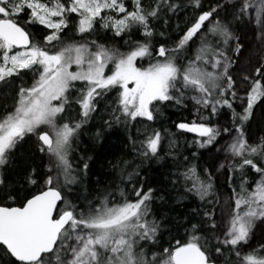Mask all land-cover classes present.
Segmentation results:
<instances>
[{
  "label": "snow or ice",
  "instance_id": "6c2138e0",
  "mask_svg": "<svg viewBox=\"0 0 264 264\" xmlns=\"http://www.w3.org/2000/svg\"><path fill=\"white\" fill-rule=\"evenodd\" d=\"M189 8L195 11L183 29L177 25L178 38L160 31L165 41L155 39L161 20L167 28L168 14ZM253 22L257 66L234 72L244 50L234 25ZM125 36L124 51L101 42ZM189 102L191 120L174 122L177 133L152 127L164 109L187 110ZM258 102L264 0H0V167L32 137L48 157L42 174L24 169L19 190L0 179V264H264V244L244 251L256 222H264V136L249 142L246 134ZM96 118L94 140L114 125L141 126L136 137L129 133L130 158L109 161L111 182L75 195L92 157L77 162L74 153ZM211 148L214 159L223 154L215 172L199 164L200 150ZM165 160L172 161L165 179L179 192L176 202L195 204L173 218L183 235L167 246L161 236L173 229L154 211L167 201L142 175ZM217 174L231 190L223 201Z\"/></svg>",
  "mask_w": 264,
  "mask_h": 264
},
{
  "label": "trees",
  "instance_id": "16d2710c",
  "mask_svg": "<svg viewBox=\"0 0 264 264\" xmlns=\"http://www.w3.org/2000/svg\"><path fill=\"white\" fill-rule=\"evenodd\" d=\"M145 6L148 5L149 0H143ZM205 6H207L208 0H203ZM182 3H188V0H182ZM194 9L189 8L187 11H181L175 15L168 14L169 24L167 28L163 24L161 20L156 25L157 36L155 39L157 41H165V37L159 36L160 31H166L172 39L178 38L176 27L180 26L181 29L184 28L186 17L191 18L194 13ZM190 22V20H189ZM240 23L234 25V30L237 33L240 28ZM37 36L42 40L41 29L39 27L31 29ZM68 35H72L71 32ZM103 35V32H101ZM111 35V33H109ZM133 39H141L139 32H134ZM127 39L125 36L123 39L116 38L115 40H101L102 43L114 44L120 48L121 51L125 50L124 40ZM167 43H171V41H166ZM195 47V45H193ZM28 83H31L30 75L26 78ZM114 92L110 93L105 100H102L99 104L100 112L103 113L106 105L114 102L115 95ZM237 110L239 111V107L237 106ZM108 111H111V108H108ZM99 117V113L96 114ZM107 119V116H104ZM187 118L191 120V107L188 106V109H176L172 107H168L164 109V114L162 117H159L158 120L152 124L153 128H158L163 130L164 128H168L170 132L177 133V129L174 126V122H179L181 119ZM150 123V122H149ZM101 126V121L96 118L93 119L89 125H86L84 128V132L80 136L79 147L77 151L74 153L75 161L78 162L80 156H84L85 158L91 156L92 161L90 162V170L87 177L82 179V183L75 186L76 191L75 195H88L89 193L95 194V191L107 186L108 183L111 182L112 176L109 175L111 172V168L109 165V161H113L116 158L124 157L125 159L130 158L127 153L130 152V145L128 141L129 133L133 137H136V128L140 127V124H136L130 129L125 128L123 125H114L112 129H105L104 135L99 140H94L93 136L96 133L97 129ZM264 129V102H258L257 106L254 107L253 116L248 125H246V134L249 139V142L253 140H258L260 138V134L263 133ZM194 134H183L187 139H192ZM180 136V146L181 150L186 148V145L183 143V136ZM168 137L165 135L164 145L167 148ZM35 137L31 139H27L15 152L14 156L10 159L9 163L6 166L0 167V179H3L6 184L20 189L21 184L20 180L22 178V173L25 168L31 170V168H36L41 174L46 171L45 165L48 163L47 155H44L39 152L38 148L34 143ZM210 150H200L201 155L199 157L200 167L203 168L206 166V157ZM191 151H196L195 148L191 150H185L184 155L189 156ZM164 153H161L163 155ZM172 161L165 160L159 163L153 162L150 168H145L142 170V175H146L148 177V186L154 187L158 189L157 195H164L167 201L166 204L161 205L159 201H157L154 211L158 217L168 216L167 226L172 228L171 234L169 232L164 231L161 236V243L164 246H167L168 241L171 239V236H176L180 238L183 235V230H180V233L177 234L174 229V220L173 218L179 216L183 217L185 213H187L192 207L195 206L191 202V200H185L181 203L176 202V198L179 195L177 189H173L170 184L166 182V173L171 169ZM99 182V183H98ZM239 181H237L238 183ZM216 183L218 189L225 190V186L227 181L224 176L216 178ZM87 189V191H85ZM182 191V189L180 190ZM225 191L231 192L230 189ZM23 194V193H22ZM199 201H196V204H199ZM259 244H264V231L261 233L260 242L256 245H251L244 249V251H248L250 248H255Z\"/></svg>",
  "mask_w": 264,
  "mask_h": 264
},
{
  "label": "rangeland",
  "instance_id": "374dc122",
  "mask_svg": "<svg viewBox=\"0 0 264 264\" xmlns=\"http://www.w3.org/2000/svg\"><path fill=\"white\" fill-rule=\"evenodd\" d=\"M255 25L254 22L251 25L248 24H241L240 28L238 29L236 35L240 37L241 42L244 45V50L243 53L241 55V63L240 65L235 66L234 68V72L237 68L243 69L244 71H247L249 73H251V71L254 69L255 66H257V59H256V55H255ZM246 59H251L252 63L251 65H247L245 64V60ZM75 66H73L74 70ZM238 74V73H236ZM115 95V96H114ZM114 97H116V93L114 92ZM189 107H191V102H189L188 104ZM229 119V117H225V116H221V122H223L224 120ZM264 136V129H263V133L260 134V137ZM227 139V137H224L223 139L220 140V143L223 144L225 142V140ZM216 152V149L213 148L212 151H210L206 157V166L207 165H212L213 167V171L215 172V164L217 162V159H222L223 158V154H219V156L214 159L213 158V154ZM222 175L221 174H217L216 178H221ZM219 191V195L221 197V200L223 201L227 196H229L231 194V192L229 191H225L223 189H218ZM264 231V222L261 221H257L254 229H253V234L250 238V244L251 245H256L260 242L261 239V233ZM246 249V248H245Z\"/></svg>",
  "mask_w": 264,
  "mask_h": 264
}]
</instances>
